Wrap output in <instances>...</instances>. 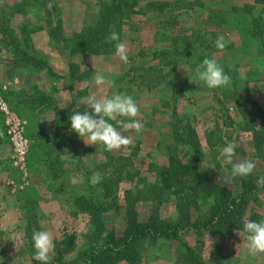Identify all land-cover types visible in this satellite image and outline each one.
I'll use <instances>...</instances> for the list:
<instances>
[{
    "label": "rangeland",
    "instance_id": "1",
    "mask_svg": "<svg viewBox=\"0 0 264 264\" xmlns=\"http://www.w3.org/2000/svg\"><path fill=\"white\" fill-rule=\"evenodd\" d=\"M7 1L0 0V14L5 12L6 17L12 20L14 17L13 5ZM44 1L51 2V0ZM52 1L61 12L63 23V19L67 16L63 13L68 11L64 3L66 0H58L57 3L56 0ZM102 1L106 0H87V3L94 4L99 11ZM148 1L151 0H139V7ZM176 1L181 7L173 12L177 21L173 33L191 35L194 31L202 33L212 31L224 36L227 42L225 49L221 51L214 47L206 54H209L223 67L225 73L231 77V84L218 89L207 88L194 76L197 64L194 59L189 64L180 60L175 68H164L160 71L159 81L151 82L149 78L146 80L148 87L141 85L137 73L130 70L123 78H119L122 72L117 76H109V79L115 82V86H109V96L114 93H126L133 97L140 108L136 119L141 124V131L119 129L132 141L127 148L107 152L102 144L86 145L82 140H86V138L81 139L70 130V116L73 114L70 111L83 112L86 109V99H82L84 95L76 93L77 105H74L76 103L72 101V105L66 108L55 102V92H53L52 86H50L51 92L41 91L35 87L34 83L37 81L38 72L28 66L18 65L14 70L8 66L6 72L8 78L16 76L18 81L15 85L0 84V97L6 101L14 115L24 122V132L29 140V152L25 172L14 168L4 118L0 114V132L3 133L0 135V191L3 193L2 197H6L5 199L9 201L15 199L14 202L17 200L19 220L27 223L32 235L34 231H40L38 224L45 217L43 209L48 203L55 202L58 209L61 208V213H55L50 218L55 226L51 228L52 237L56 242L61 241L67 234H73L76 231L79 234L83 233L78 243L80 247L78 252H80L88 245L87 235L90 233L91 226L86 214H81L83 217L80 219L69 216L71 208H68V202L90 192L86 183L87 179L93 172H100L102 178L109 175L117 181L122 176L110 173L115 169L129 168L132 164L141 176L146 178L147 183H154L155 177L149 172V165L153 164L158 167L165 165L169 147L176 149L182 162L191 167L193 165L188 172L190 179H194L198 173L214 178L228 187L234 197L240 194L239 179L230 178L231 166L225 164L220 155V150L228 143L232 142L236 146V160L251 159L255 162L256 168L251 174L252 178L264 176V160L260 158L259 151L254 149L252 134L242 130L244 121L237 105H235L245 98L246 104L253 101L264 111V49L256 42L243 43L244 30L248 25L249 17L260 16L264 21V12H260L262 6H252V0ZM33 2L30 5V20L37 21L36 26H44L45 15L40 3L37 0H33ZM243 5L253 7L252 12L249 14L245 12L231 13L232 7ZM97 18L98 12L90 14L83 29L94 26L98 21ZM161 19L162 17L147 12L132 15L128 20H125L121 42L131 53L128 55V64L130 63L132 66V62H140L139 52L149 53L169 44L172 35L171 29L163 28ZM11 26L19 28L16 21H12ZM63 32L67 36L73 33L65 32L64 28ZM57 45L59 44L55 42L52 44L59 51ZM0 46L10 54V58H13L8 48L1 43ZM32 52L46 59L42 52L35 51L33 48ZM90 74L91 71L88 70L78 73V77ZM34 89L45 93L49 101L41 105L32 103L33 99L40 96L34 93ZM27 91H33L32 99L28 98L31 95H28ZM173 107L182 120L191 124L196 135L195 141L188 140L184 133L182 135V132L179 133V139H175ZM64 110L67 113H64ZM253 123L258 128L264 126V122L261 123L255 118H253ZM106 153L112 156H107ZM111 157L115 160H112ZM143 187L142 183L120 182L116 195L121 206H124V190H142ZM255 194L264 203V191H256ZM210 204L212 201L203 199L201 208L207 210ZM175 205L176 201L172 198L160 205L157 201L151 207L147 202H139L136 204L138 219L142 222L148 221L152 215V217L155 216L162 220H175L177 217ZM251 211L264 216V209L253 201L248 203V213ZM104 222L108 229L114 230L118 236L121 235L125 226L124 208L119 209L118 214H114V211L106 213ZM85 223H88V226H85ZM182 235L190 246L196 247V238L192 231ZM202 240L204 246L199 257L202 264H213L209 263L208 257L213 251L216 241H218L216 245L218 251L222 255L218 259V264H264V254L257 256L249 254L246 234L243 231H235L231 237L222 240H219L216 235L205 232ZM18 241L16 240L14 245L11 241L4 242L6 248L2 252L0 250V264H28L23 262L24 255L20 248L22 245ZM58 243L54 244L55 247L50 253L49 264L65 263L58 257L57 250L60 249ZM237 245L239 246L237 247ZM26 247L28 256L31 258L34 247L32 249L28 241ZM138 252L140 259L137 264H186L184 261L186 252L179 243L173 240H158L154 246L142 242L139 244ZM70 257L74 258V256ZM74 263L70 262V264ZM31 264H33L32 260ZM116 264L128 263L119 260Z\"/></svg>",
    "mask_w": 264,
    "mask_h": 264
},
{
    "label": "trees",
    "instance_id": "2",
    "mask_svg": "<svg viewBox=\"0 0 264 264\" xmlns=\"http://www.w3.org/2000/svg\"><path fill=\"white\" fill-rule=\"evenodd\" d=\"M31 0H22L14 3L13 13L26 15V6ZM45 15L44 26L32 24H22L18 31L11 26V19L6 17L5 12L0 14V43L8 48L13 58L8 62L10 69L14 70L18 65L28 66L36 72L46 70L50 76L57 77L48 66L47 61L32 52L31 34L38 30H46L51 41L58 43L61 54L67 56L89 55L103 56L108 55L115 49V43L108 39L113 31L119 34L120 41L123 39V25L130 16L151 12L161 19L163 28L171 29L169 44L162 49H154L152 52H139L140 62H132L130 71L137 73L140 84L148 87L146 80H160V71L166 67L175 68L180 60L184 63L194 59L197 61L196 67L205 58H211L208 51L215 47L217 32L194 31L191 35L173 33L177 26L176 17L173 12L180 9L178 1L171 0H151L140 6L139 0H106L102 1L98 11V21L94 26L84 28L79 33H72L69 36L63 32V23L61 12L57 9L55 3L51 0H37ZM253 5L262 6L261 13L264 12V0H252ZM250 5L232 7L231 13H251ZM264 21L260 16L249 17L248 25L244 30L243 43L256 42L264 49ZM196 52H198L196 54ZM151 59L152 61H149ZM152 62H155L154 64ZM79 68L73 63L68 64V75L70 80L78 77ZM148 74V75H147ZM147 75V76H146ZM36 95H40L32 103L39 105L49 101L47 95L39 90H33ZM28 98L32 99V96ZM175 104V102H174ZM237 109L244 121V131L252 134L253 146L259 151V156L264 160V126L256 127L253 118L264 122V111L253 101L246 104L245 98L238 102ZM248 105V106H247ZM67 113L66 110L63 111ZM173 132L175 139L178 140L180 132L186 135L188 140L195 141L196 135L191 124L182 120L173 107ZM115 124V121H109ZM182 127V128H181ZM195 145V143H193ZM103 146V145H102ZM104 148V146H103ZM167 163L161 167L153 164L149 165V172L155 177L154 183H147L146 178L142 177L140 172L130 165L129 168L115 169L111 175H121L117 181L112 176H105L101 182L92 186L89 179L86 183L89 187L87 195H81L68 202L71 208L72 216L77 214H86L89 219L90 233L87 235L88 245L78 253V263L76 264H116L120 260L128 264H137L140 259L138 252L139 244L147 242L154 246L158 240L176 241L186 252L184 261L186 264H202L200 251L204 246L202 240L205 232L216 235L219 240L231 237L235 231H243V224L248 221H262L264 216L254 211L248 213V203L253 201L264 209V203L256 197L255 192H262L264 188H258L256 180L258 177L250 175L245 178H238L240 184V194L234 197L231 190L216 181L214 178L206 177L201 173L196 174L194 179L188 177L192 169L191 166L182 162L176 149L169 147ZM108 152V151H107ZM107 156H112L106 153ZM112 160L115 158L111 157ZM102 166H104L102 164ZM246 179H250L249 181ZM122 181L130 183H142V190H124V206L119 203L117 197L118 184ZM99 192V193H97ZM176 201L177 217L175 220H162L151 215L148 221H139L136 211V204L147 202L150 207L159 201V205L170 199ZM203 199L212 201L207 208H201ZM163 201V202H162ZM124 208L125 226L121 235H116L114 230L108 229L104 222V215L108 212L119 213V209ZM152 212V211H151ZM156 212V211H154ZM192 231L195 235L196 247L190 246L184 239L185 232ZM244 232V231H243ZM245 233V232H244ZM246 234V233H245ZM247 235V234H246ZM25 236L28 244L33 249L32 234L29 227L25 228ZM218 243V241H216ZM215 243L213 251L210 252L209 263L218 264L222 256ZM60 249L57 250L59 259L64 254H68L75 248V236L67 234L59 243ZM31 250V249H30ZM34 250L31 254L33 264H40L33 259ZM60 262V261H59ZM68 264V263H63Z\"/></svg>",
    "mask_w": 264,
    "mask_h": 264
},
{
    "label": "crops",
    "instance_id": "3",
    "mask_svg": "<svg viewBox=\"0 0 264 264\" xmlns=\"http://www.w3.org/2000/svg\"><path fill=\"white\" fill-rule=\"evenodd\" d=\"M22 0H8L7 2H11L14 6V3ZM58 0H56L57 3ZM33 0L26 6L27 14L19 15L16 12L13 13L12 21L18 22V25L22 24H32L37 25V21L30 20V5L33 4ZM65 5L68 8L67 13L63 14L67 15L66 18L63 19V28L65 32L70 33H79L83 29L84 23H86L90 18V14H94L98 12V7L94 6V4H88L87 0H66L64 1ZM91 6V7H90ZM29 15V16H28ZM18 31V27L14 28ZM1 39V38H0ZM53 41L50 40L46 30H38L31 34V46L35 51L42 52L45 55V60L48 63V66L52 69L57 77L50 76L46 73V70H41L37 74V81L34 83L35 87L40 89L41 91H49L51 92V88H53L55 102H58L59 105H63L68 108L72 105V101L77 105V98H75L76 93L79 95H84L82 99H86L89 95H95L97 98L109 96L110 85L97 86L93 80V77L97 73H102L106 77L109 76H117L121 73L119 78H123L128 71L130 70L131 64L124 63L119 60L118 57L115 56V49L108 55L103 56H87V55H73L67 56L61 54L60 51L56 50L52 46ZM128 51V55L131 54ZM9 53L5 51L0 46V84H12L15 85L17 80L16 76L13 78H8L7 69L8 62L12 60L9 57ZM10 58V59H8ZM129 60V56H128ZM73 63L79 68V73H84L88 70L91 71V74L88 76H81L80 78L74 80L73 82L70 80L68 75V64ZM124 65V66H123ZM50 86H52L50 88ZM55 89V90H54ZM33 92V91H32ZM32 92L27 91L28 95H31ZM82 97V96H81ZM74 107V106H73ZM71 113H75L70 111ZM144 141V139H143ZM152 147V146H151ZM81 166V165H79ZM3 193L0 191V250L1 252L5 250L6 246L4 242H9L14 245L16 240L21 243L23 256V262H27L31 264V258L28 256L27 250V239L25 236V228L28 226L27 223L19 220L18 211L19 204L17 200H7L6 197H2ZM16 203V204H15ZM55 202H50L47 204L46 208L43 209L45 211V217L42 218L41 222H39L38 227L40 231H48L51 234V228L53 226V221L50 219L53 214H60L61 208L55 205ZM68 207V206H67ZM70 208V207H68ZM70 210V209H69ZM69 216L74 217V219H80L83 216L81 214H77V216H72V213ZM85 226H88V223H85ZM66 234V233H65ZM72 234V233H71ZM52 235V234H51ZM69 235V234H68ZM75 236V248L68 254H64L61 261L62 262H70L76 263L78 260V250H79V240L82 238L83 233L75 232L73 233ZM66 236V235H65ZM57 240V239H56ZM54 244L60 241H56L53 239ZM17 246V245H16ZM19 247V246H18ZM70 256H74L71 259ZM52 258V257H51ZM70 258V260H69ZM74 263V264H75Z\"/></svg>",
    "mask_w": 264,
    "mask_h": 264
},
{
    "label": "clouds",
    "instance_id": "4",
    "mask_svg": "<svg viewBox=\"0 0 264 264\" xmlns=\"http://www.w3.org/2000/svg\"><path fill=\"white\" fill-rule=\"evenodd\" d=\"M108 39L115 43V56L120 61L128 63V49L120 41L119 34L115 31L109 34ZM227 42L223 35H218L215 40V47L223 50ZM194 76L204 83L209 89L228 87L231 84V77L227 75L222 66L215 59L205 58L195 68ZM93 80L97 86L112 85L115 82L102 73H97ZM86 109L83 112L76 111L70 116L71 131L75 132L86 145L102 144L108 152L118 151L127 148L132 141L122 134V131H141V124L136 119L140 108L131 95L126 93H114L111 96L97 98L95 95L86 97ZM109 121H115V124ZM0 135H3L0 132ZM235 144L230 142L220 150L223 162L231 166L230 178H245L250 176L256 164L251 159L236 160ZM102 180L100 172H93L89 181L92 186L99 184ZM258 188H264V176L256 180ZM243 231L247 234V249L250 255L257 256L264 254V220H248L243 224ZM35 261L40 264H49L50 253L55 245L52 235L48 231H34L32 235ZM239 245H237L238 247Z\"/></svg>",
    "mask_w": 264,
    "mask_h": 264
},
{
    "label": "built area",
    "instance_id": "5",
    "mask_svg": "<svg viewBox=\"0 0 264 264\" xmlns=\"http://www.w3.org/2000/svg\"><path fill=\"white\" fill-rule=\"evenodd\" d=\"M0 114L4 118L6 134L12 151V165L14 168L25 172L24 170L27 168L29 140L24 132V122L14 115L2 97H0Z\"/></svg>",
    "mask_w": 264,
    "mask_h": 264
}]
</instances>
